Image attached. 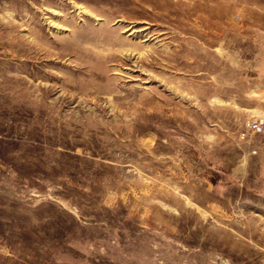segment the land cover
Masks as SVG:
<instances>
[{
  "label": "rangeland",
  "instance_id": "rangeland-1",
  "mask_svg": "<svg viewBox=\"0 0 264 264\" xmlns=\"http://www.w3.org/2000/svg\"><path fill=\"white\" fill-rule=\"evenodd\" d=\"M264 0H0V264H264Z\"/></svg>",
  "mask_w": 264,
  "mask_h": 264
},
{
  "label": "built area",
  "instance_id": "built-area-1",
  "mask_svg": "<svg viewBox=\"0 0 264 264\" xmlns=\"http://www.w3.org/2000/svg\"><path fill=\"white\" fill-rule=\"evenodd\" d=\"M253 133L264 134V116L247 119L244 122V128L240 132V137L245 138Z\"/></svg>",
  "mask_w": 264,
  "mask_h": 264
}]
</instances>
